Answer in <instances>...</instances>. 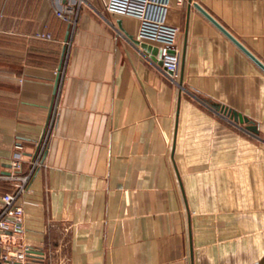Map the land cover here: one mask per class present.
Returning a JSON list of instances; mask_svg holds the SVG:
<instances>
[{
  "label": "crops",
  "instance_id": "1",
  "mask_svg": "<svg viewBox=\"0 0 264 264\" xmlns=\"http://www.w3.org/2000/svg\"><path fill=\"white\" fill-rule=\"evenodd\" d=\"M192 1L264 64V0H167L174 81L105 0H0V193L52 114L12 248L51 264H264V71Z\"/></svg>",
  "mask_w": 264,
  "mask_h": 264
},
{
  "label": "built area",
  "instance_id": "2",
  "mask_svg": "<svg viewBox=\"0 0 264 264\" xmlns=\"http://www.w3.org/2000/svg\"><path fill=\"white\" fill-rule=\"evenodd\" d=\"M167 0H105L104 7L109 11L133 15L138 19L136 37L158 42L159 53L155 54L160 59H149L170 81H174L178 68V51L172 48L177 26L164 21ZM56 12L57 15L70 20L69 10ZM36 35L49 37V33ZM52 122V114L48 116L46 124L35 141L36 149L28 160L27 169L20 166L17 152H13L9 164V171L5 176L10 180L9 190L0 193V264H51L43 258L51 254L46 249L40 255H34L26 245L17 248L10 246L9 238L19 226L22 218V204L20 195L27 188V180L32 170L41 162L40 157L46 144ZM45 258V259H46ZM55 264H65L64 259Z\"/></svg>",
  "mask_w": 264,
  "mask_h": 264
},
{
  "label": "water",
  "instance_id": "3",
  "mask_svg": "<svg viewBox=\"0 0 264 264\" xmlns=\"http://www.w3.org/2000/svg\"><path fill=\"white\" fill-rule=\"evenodd\" d=\"M192 4L264 71V64L260 62V60H258L253 54H251L237 39H235L225 28H223L200 5H198L195 1H192ZM129 37L131 38V36ZM133 40L134 42L138 43L141 48L149 52V57H151L152 59H156L155 54L159 53V48L156 45H152L150 43L144 41H138L135 39ZM156 62L160 64V59H156ZM218 108L220 109L221 112L226 114V116H228L232 120L238 122H245V128L253 132H256L255 125L246 116H243L239 112H236L235 110H232L224 106H218Z\"/></svg>",
  "mask_w": 264,
  "mask_h": 264
}]
</instances>
